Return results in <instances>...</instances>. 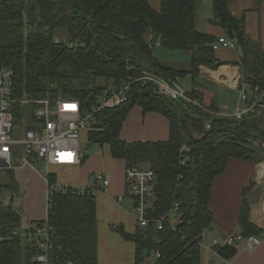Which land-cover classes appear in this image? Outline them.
Segmentation results:
<instances>
[{"label":"trees","instance_id":"trees-1","mask_svg":"<svg viewBox=\"0 0 264 264\" xmlns=\"http://www.w3.org/2000/svg\"><path fill=\"white\" fill-rule=\"evenodd\" d=\"M230 1L212 0L209 21L221 26L229 39L227 28L232 25V40L241 51L232 62L218 57L213 44L219 37L198 29L200 0H161L159 10L149 0H0V67L14 69L16 99L62 95L91 109L105 91L117 89L122 82L130 84L145 72L167 80L191 78L190 100L161 94L153 82H133L128 99L99 110L98 122L89 131V141L108 144L113 158L155 172L154 218L173 204L179 205L175 227L166 222L158 229L157 222H150L138 226L135 233L123 226L115 228L134 242L136 264H202L203 233L214 220L210 200L216 178L225 172L231 158L257 164L264 159V149L255 144L264 141V108L237 119L221 114L215 100L209 107L204 103V82H210L206 75L230 64L240 68L238 88L245 86L253 93L248 102L264 105V48L249 35L246 16L232 14ZM62 29H66L67 39L56 38ZM155 46L188 51L190 67L162 63L154 55ZM135 106L142 107L145 114H163L170 123L169 139H121L124 122ZM184 145L189 150L183 165L180 151ZM47 178L55 186V176L48 174ZM253 184L251 181L244 189L238 218L240 233L246 238L264 237V228L251 220ZM18 190L15 172L10 171L8 182L0 183V264H32L36 254L31 241L11 235L21 227L22 216L5 202L3 193L9 197L10 191ZM48 220L56 235L57 264H98L95 192L86 188L80 193L74 187L55 191ZM219 253L231 259L237 247L225 245Z\"/></svg>","mask_w":264,"mask_h":264},{"label":"crops","instance_id":"crops-1","mask_svg":"<svg viewBox=\"0 0 264 264\" xmlns=\"http://www.w3.org/2000/svg\"><path fill=\"white\" fill-rule=\"evenodd\" d=\"M149 2L156 10L161 8V0H149ZM229 8L236 18L246 16L249 35L254 40H260L264 48V0H231ZM212 15V0H200L197 13L198 29L215 35L217 38L226 36L227 33L221 26L210 23L209 19ZM221 49L225 50L219 53ZM230 49L234 51H229ZM218 51L217 55L220 59L230 62L237 61L241 54L237 47L220 48ZM162 63L179 69L190 67V64L186 68H181L180 64ZM240 73L238 66L226 64L220 66L218 70L210 71L206 76L213 84H228L227 86L231 89H239ZM241 106L240 102L236 108L239 109ZM90 130L83 131L87 140H89ZM169 136V120L158 112L145 114L140 106H135L131 110L121 131V139L128 142L167 140ZM101 146L106 147L105 152L98 150L90 156L86 155L87 158L81 154V162L77 165H50L49 167L42 165L47 170L46 174L34 166L22 165L16 161L15 165L16 169H19V174L23 172L29 176H25L23 180L15 174L16 179L18 184L25 181L24 183L29 186L31 189L29 198H32V193L37 196L40 192L37 191L39 185L35 186L36 182L40 181L45 187L41 194L44 214L41 219V215L37 219H31L36 222L44 220L48 215L49 185L46 179L48 174L55 176V186L75 188L93 186L98 172L108 175L109 186H102L95 192L98 218V264H136L134 242L126 240L115 229L117 226H123L127 232L135 233L138 227L132 211L133 200L125 196L120 199L126 192L125 169L127 165L125 160L113 158L108 144ZM251 181L254 183L250 192L251 220L254 224L264 228V177H262L258 164L249 160L231 158L225 172L216 178L212 188L210 210L214 215V220L203 233L202 264H264V237L260 236L258 237L260 243L250 247L247 240L236 241L234 245L237 247V253L231 259L223 258L219 253L223 246L228 245L229 237L240 232L238 218L244 189Z\"/></svg>","mask_w":264,"mask_h":264},{"label":"built area","instance_id":"built-area-1","mask_svg":"<svg viewBox=\"0 0 264 264\" xmlns=\"http://www.w3.org/2000/svg\"><path fill=\"white\" fill-rule=\"evenodd\" d=\"M214 49L235 48L234 40L227 37H219L213 44ZM15 71L10 66L0 67V172L14 171L16 161L22 165H31L34 161H40L43 166L50 165H77L81 162L83 147L81 138L84 130L92 129L98 120L97 112L104 108L117 106L128 99L131 84L137 80L144 83L153 82L159 93L174 99L184 98L190 100L187 90L174 79H163L150 72H145L137 80L122 82L117 89L105 91L91 109H83L79 100L64 98L58 95L51 98H24L16 99L13 97ZM249 93L247 87L240 89L241 107L232 115L241 119L251 111L264 108L258 102L249 103ZM251 101V100H249ZM31 102L34 104V124L25 131L23 137L16 139L13 136L15 107L22 103ZM225 115V113H223ZM89 125V126H88ZM210 127V124L207 125ZM23 144L25 155L15 161L13 145ZM256 145L264 149V141H256ZM189 148L184 145L181 148V163L184 165L188 161L187 151ZM259 170L264 177V159L258 164ZM48 190V210L47 216L40 223H36L24 233L18 230L12 231L11 235L20 236L31 241L35 247L36 254L32 259V264H57L54 258L55 231L49 223V210L52 197L55 191H67L66 186H50ZM126 192L133 200L132 211L135 214L138 226L145 227L150 222H157L158 229H162L166 222L173 227L178 222L177 203L173 204L168 211L154 218L153 211L156 206L157 196L155 192L156 174L150 167L127 166L125 173ZM110 179L103 172H98L95 176L91 191L102 186L108 187ZM75 188V187H74ZM80 193H84L86 188H75ZM122 195L120 199H123ZM247 240L249 247L257 245L260 240L256 236L244 237L240 232L234 233L229 237L228 245H233L236 241ZM159 253H156V257Z\"/></svg>","mask_w":264,"mask_h":264},{"label":"rangeland","instance_id":"rangeland-1","mask_svg":"<svg viewBox=\"0 0 264 264\" xmlns=\"http://www.w3.org/2000/svg\"><path fill=\"white\" fill-rule=\"evenodd\" d=\"M56 38L59 39H67V31L66 29L58 30L56 33ZM225 50V49H224ZM224 50H219L218 52H222ZM229 51H234L233 49H230ZM237 51V50H236ZM154 55L162 62L165 63H175L177 65L180 64L181 68H186L189 66L190 62V55L189 52L186 50H169L163 46H155L154 47ZM241 75V73H240ZM181 80V81H180ZM179 81H177L183 88L190 89L192 87V81L189 76L180 78ZM206 86L205 94H204V103L206 106H210L212 104V101L215 99L217 107L220 108L221 114L225 113V115H232L236 110L237 106L240 103V90L239 89H231L227 85L228 84H213L212 81L210 82H204ZM212 91L214 93H212ZM34 109L35 106L31 102L22 103L20 105H17L15 107V121H14V129H13V136L16 139H20L23 137L25 131L29 129L34 124ZM89 126V125H88ZM82 139H81V146L84 147V151L82 152V156L91 155L94 152L98 150L106 151V147L101 146L97 143H91L89 140H87L84 136V133H82ZM13 152L15 161L18 158H21L23 155H25V147L23 144L17 143L13 145ZM33 166L42 172L43 174L47 173V170L43 168L40 161H34L32 163ZM16 170V171H15ZM15 174H17L19 177H21L23 180L25 179V176L29 177L26 173L19 174V169H15ZM9 178V172L7 171H1L0 172V183L4 184L8 182ZM25 181L21 182L19 184V190L17 193H13L10 191L9 197L7 195V192L5 191V194L3 193V198H5V202L7 204H12L18 212L22 216V223L21 227L17 229L21 233H24L26 229H30L35 225L36 222L31 221L32 218H36L40 216V219L42 218L44 214V203L41 200V194H43L45 187L41 184L39 181L36 182V185H39L38 195L32 193V198H29V192L31 189H29V186L24 183ZM264 187V186H263ZM13 195V197H12ZM125 195V194H124ZM12 197V198H11ZM125 197L130 196L125 195ZM56 240V239H55ZM55 242V241H54ZM55 245V244H54Z\"/></svg>","mask_w":264,"mask_h":264},{"label":"water","instance_id":"water-1","mask_svg":"<svg viewBox=\"0 0 264 264\" xmlns=\"http://www.w3.org/2000/svg\"><path fill=\"white\" fill-rule=\"evenodd\" d=\"M227 29H228L229 37H230L231 39H235V34H234V32H233V27H232V25H229ZM252 96H253V93H252V92H249V100H252ZM145 254H146V252H145Z\"/></svg>","mask_w":264,"mask_h":264}]
</instances>
